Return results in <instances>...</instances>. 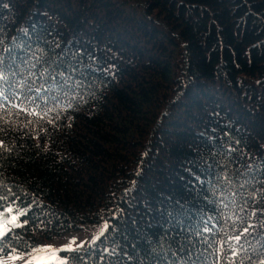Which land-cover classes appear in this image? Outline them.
Here are the masks:
<instances>
[{"label": "trees", "instance_id": "obj_1", "mask_svg": "<svg viewBox=\"0 0 264 264\" xmlns=\"http://www.w3.org/2000/svg\"><path fill=\"white\" fill-rule=\"evenodd\" d=\"M0 57V264L264 260V0H0Z\"/></svg>", "mask_w": 264, "mask_h": 264}, {"label": "snow or ice", "instance_id": "obj_2", "mask_svg": "<svg viewBox=\"0 0 264 264\" xmlns=\"http://www.w3.org/2000/svg\"><path fill=\"white\" fill-rule=\"evenodd\" d=\"M9 72H11V69L8 70ZM12 75H15L14 72H12ZM8 79V76L6 75L5 72V68H4V61L3 58L0 57V98L4 97V91L2 88L3 83ZM37 92L40 91V89H36ZM3 187V183L2 181H0V188ZM7 200V196L5 194H3L2 192H0V219H2V223H0V252L4 251V248L6 247V245L4 244V238L7 237L8 232L11 230L8 225H12L13 227H21L22 225L19 224L18 218L19 216H23L26 215L25 212H16V214H13V212L15 211L13 208L11 207H5L4 205V201ZM27 221H25L26 223ZM245 232H247V229L244 230ZM237 240H239V237H236ZM37 251H42L40 249H38ZM61 251H68V252H72L75 251V249L71 248V247H67L65 249H61ZM18 257H13V259H17ZM53 259H55V255H53ZM79 258L77 257H73V260H78ZM39 264V262H38ZM58 264H68L66 259L63 260H59ZM260 264H264V260L260 261Z\"/></svg>", "mask_w": 264, "mask_h": 264}]
</instances>
